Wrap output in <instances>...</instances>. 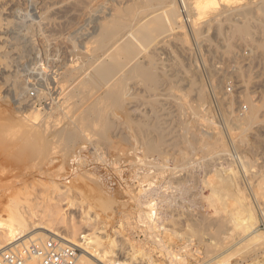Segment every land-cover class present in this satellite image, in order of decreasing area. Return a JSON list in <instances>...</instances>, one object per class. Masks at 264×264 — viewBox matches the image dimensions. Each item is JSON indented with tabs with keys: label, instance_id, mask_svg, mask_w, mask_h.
<instances>
[{
	"label": "rangeland",
	"instance_id": "rangeland-1",
	"mask_svg": "<svg viewBox=\"0 0 264 264\" xmlns=\"http://www.w3.org/2000/svg\"><path fill=\"white\" fill-rule=\"evenodd\" d=\"M122 1L125 2L129 0H122ZM195 1L197 2L198 0H188V2L190 3V6L191 4L193 6V4L196 3ZM220 1L219 0L217 1L219 5L217 4L218 6L216 5L215 6L216 8H214L212 12L208 13L207 15H203L199 17V15H196L194 13L192 14V11L190 12L191 18L193 19L195 17V20H197V22L199 23L198 25L202 28L201 37H196L193 34V32L190 30V26H189L190 21L188 20L190 18L188 17L186 12H183L182 15L184 18H186V21H187V22H184V25L185 26L187 25L184 30L188 33V37H189L188 42L184 44H179V43L177 44L175 42L172 43L173 41H171V43L167 45L166 49L161 50L159 54L160 60H159L158 67L160 68L161 71H165V73L168 74L169 76H168L167 84L162 86L161 93H164V94L162 95L160 93V99H161L160 106L161 107L158 106V110L159 108L161 109L160 114L162 115L161 117H163L162 118L163 122L166 121V125L170 126L169 128L172 127V129L168 131L169 132H171L172 130L174 131V132L173 131L171 132L173 133L172 137L170 136L171 133L169 134V137L171 139H174L173 137L177 138L176 136L185 135V137L187 136L189 138L192 136V135L190 136V134H193L194 130L197 132L200 131L201 134L204 135V138L200 137L198 142L193 143L194 149L190 150L189 145L186 148H184L187 145V142H186L187 140L185 141L182 139L181 141H185L184 142L185 145L180 144L181 142L177 141L178 143L177 142L174 143V145L172 146L173 148L171 147L169 150V153H168L169 159L167 157L168 159L167 165H169L168 166L169 169L172 168L174 165L175 169L174 168L173 169L178 170V171H174L176 172V175L179 173L178 175L180 176L183 174L182 176L185 175L184 177L188 176L190 178V179H187L188 177L185 178L187 182L186 187L190 182L192 183L194 182L193 185L191 184L192 186L189 185L190 187H187L189 190V193L191 194H189L188 191L186 194H187V197L189 195L193 196L192 198L195 199L193 201H195L194 203L195 205H197V207L195 206L197 215L195 214L196 212L194 209L192 210L190 209L191 207L190 205H192L191 208H194V203L193 202H192L193 204L189 203L190 201L189 202L182 201V203L181 202L177 203L179 204V206L176 205L178 209L175 207L174 210H177L178 212L177 211L176 212L174 211V212L178 214L180 211H183L184 209L186 210V208H188V205H189L190 207L186 211L184 210L185 213L180 212V214L181 213L185 214L184 216L187 217V215L191 213L189 218L190 217L192 218V216L195 215L196 217H198L197 218L198 222L202 223L203 220L208 221V219H209L208 222L213 221L215 219L221 222L223 219H225V217L226 219L227 218L230 219L232 217L231 215L236 214L237 209H243V207H246V206H247V210L248 208L250 209V207L253 208L254 211L255 209L256 210L258 209L257 211H255V217L257 219V220L255 219L256 220L255 223L257 222L256 223L257 226L255 225L254 227L258 229V233H260L262 236L260 237V239L256 238L258 239V242L255 239L253 240H255L257 244H259L258 249L260 250L257 249V252L259 255L258 254L255 255L254 254L255 252H253V250L256 251L255 247L257 246V245L254 246L256 244L254 243L255 242L254 241L251 246H248L247 244L249 249L247 248V246L246 247L244 246L246 248L244 250L242 247L238 248V249H242V251L240 250V252L241 253L243 252V254L239 256L238 258L233 259V263L236 264L237 262L242 261L246 264L248 263L249 264H253V263L263 264L264 263L263 261L264 251L262 250H264V247L261 248V246L262 245L264 246V219H263L264 218V214H263V210H264V144H263L264 143V124L263 123L264 122H262L264 120V58L263 57L260 58V57H261V52L264 51V41H263L264 39V36H263L264 34V30H263L264 29V12H263L264 9L259 10L256 8V6L260 4L262 0H245L246 2L244 5H247L248 8H253V11H252L253 13L246 16V17H249L250 21L252 22V35L250 37L244 36L245 40L239 39V38H231V41H230L229 39V42L233 44L231 47L232 51L230 53H225V50L227 48L226 44L223 41V39L220 38L215 33V30H214L215 29L214 24L216 22V18H215L216 14L221 13L220 15L217 14V19L221 20L224 23L226 29H229L232 24H234L237 21L243 20L245 17L244 15L240 13L241 5L238 6L237 4H233L234 7L224 10L222 8L223 4H221L222 1L221 2ZM47 4H48L47 5L48 10L45 9L46 10L45 12L50 11L51 8L54 7L52 3H47ZM111 4L112 3H110L108 0H103L101 5L98 7L97 11L99 12L103 11L106 9V7H110ZM28 5L29 4H27L26 2L24 3L22 1L19 11L16 12V14L11 13L8 15L9 21L11 22L10 26L16 27L18 25L16 28H19V29L16 32L17 33L19 32L22 36L20 35V40H19V43L17 44V42L16 43L14 42V39L12 41V37L15 34L10 33L9 35L11 39L10 40L11 42H9V46H8V50H9L8 62L10 66L9 70H11V72L8 71V73L10 74V77H9L10 80L8 79L9 81H6L7 83L3 82L6 85L4 84L5 87L4 88L2 87L3 90H1L2 88L0 87L1 88L0 91L3 93L7 91L6 93L9 95L7 97V99L10 101L9 103V101L7 100V103L9 105L8 106L9 110L7 111V117L5 120L8 121V122L6 121L7 122L6 126H7L8 133L11 136H12L11 132L15 133L13 134V136L17 135L18 134L17 132H20V130H18L17 127L15 126L18 119L15 118L16 119L15 120L14 117L19 115V114L17 115L14 114L15 111L19 113L18 111L22 110L23 108L22 110L23 112L22 111L21 112L24 114L26 113V115L27 114L29 115V112L35 109L36 111H42L39 113L43 114L44 117L42 118V120L41 118L38 119L39 124L37 125H38V128H40L43 133V137H44L43 141L45 144L43 143L42 147H44L45 145V150L41 158H37L36 160H33L34 162L32 160H28L26 163L23 161H18L15 158V154L2 153L3 145L1 144V139H0V145H2L0 146V166H2V169L0 167V170H1L0 179L3 180V181L0 180V191H1L0 196L5 195L4 197L5 200L0 205V219L4 220L12 216L11 211H8V210L6 211L3 208L4 205L9 201V197L11 196V199H10L11 202L9 201V203H12L13 207L17 208L15 211H19L20 213L28 217L36 216L37 218H40V215H41V217L44 219L45 215L46 214L48 215V211H47L49 209L47 208L48 206L49 207L52 206L56 209H60L59 217L61 213H63L66 216L67 220L66 221H62V220L54 221L55 224L54 222L52 224L54 225V228H56L55 232H58L59 230V232H62L63 234L64 233L70 234L71 232L68 226L70 225V220L80 221V219L83 216H87V217L89 216L92 218L100 219L101 222L99 226L108 227L107 231H108L109 238L110 239L112 238L113 240H115L116 244L122 245L124 250L128 252H133V251H136L137 249L139 250V248L141 249L139 245L140 241L141 240H142L141 242L144 241L143 243L147 242V237H148L147 232L148 231L144 232L143 230L145 228L137 225L136 220H137L138 211H137V208L133 204L132 197L135 196V194L138 193V191L140 190L139 189L140 183H139V179L136 177L137 176L136 173L139 172L143 174L145 172V169L143 168V166H140V167L135 166L136 164H135V161L132 160L134 158L131 157L133 156L131 153H126V154H129V156L131 154L130 157L128 155L122 157L125 153L123 154L121 150L116 151V149L109 147V145H107L108 143L105 144L104 142H101V143L98 142L95 138L96 136H94L93 138L95 141V143L93 142L94 144H89L87 139H80V140H77L75 145L71 143L69 146V144L65 143L66 140H64L63 138H60L61 136L58 135L60 133V132L58 133L60 129L61 131H63V130L69 129L70 128L69 126H71L72 128V126L74 125L72 123L75 120V117H77L78 114L83 112L86 106V104L84 103L85 101L82 100L83 102H81L80 98H77L73 95L72 80L71 79L68 80L69 77L66 75V72L70 68V64L72 63L71 60L74 54L73 43L78 44L77 46L78 50L83 51L85 50V46L88 43H90V40H91V36L83 35V33L81 34V33H78V31H75L76 25H77V29L78 28L81 29L82 26L85 29L88 27L94 26V24L97 23L96 22L97 19L95 16L96 15L98 16V13L96 15L92 14V16H86L89 20L85 19L86 17H84L82 19L83 21L81 20L82 22L80 20L74 19L78 22L77 23L76 21L73 20V18H70L71 15L63 14V12L61 13L60 10H58L59 8H57L58 12L57 10H55L56 8H52L51 12L50 13L48 12L49 15L47 13L48 17L52 16L51 18L49 17L47 19L49 21H47L46 19L42 20V23L43 22L45 23L44 25V23L41 24L40 22L41 21V18H40L41 11L39 10V8L37 9L35 6L32 7ZM49 5H51L52 7ZM28 9L30 10V12ZM254 9L256 13L254 12ZM30 15H32V17H30ZM93 17L95 18V20ZM21 20L22 22L25 23V24L22 23L23 26H21L20 24ZM209 20L212 22L211 23L212 29L208 28V23L210 22ZM205 22H207V24H205ZM39 23L42 28L40 27V25H38ZM72 23L74 24V26L72 25ZM83 23H87V25L86 24L83 25ZM85 25L87 27H85ZM67 26L69 28H67ZM72 27H75V28H72ZM29 28L31 29V31ZM63 29H65V31ZM41 32H44V33H41ZM46 33L48 36L45 35ZM24 34H27V35H24ZM24 36H26V38H22ZM206 36H207V39L206 38L204 39L203 37H206ZM55 37L58 38V39H55L56 41L54 40ZM59 37L61 40H59ZM168 38H170V36ZM47 39L48 41H46ZM51 39L53 40V43L51 42L52 41ZM260 40L263 41V47H259L258 45V41ZM54 41L56 43H54ZM21 44H23V46ZM160 44H163V43H160ZM16 45H19V46H16ZM55 45L56 46L58 45L59 47L58 50L56 49L57 47ZM54 50L56 51L54 52ZM47 51L48 52L51 51V52L48 53ZM38 53L39 55H36ZM53 55L56 57L55 59ZM61 57L62 59L63 58L65 59L64 61L66 63L63 60H62L63 62L60 61L61 64H59V62H56V59L61 60ZM65 57L67 58V60ZM26 61L27 63H25ZM11 66L13 67L11 68ZM41 68L43 70L47 69L46 70L47 72H44L43 70H42L43 72H41ZM15 70L18 72H16ZM54 70L57 73H55ZM13 78L15 79L19 78V79H22L21 81L28 83L29 88L27 89V92L24 93V96L25 98L27 97L29 101L31 100V102L33 100L36 101L34 104L35 106H33V108L27 109V108L22 107L20 108V110H18L19 109L18 103L16 102V100H13L14 94L12 90L15 86L13 84L15 83V79L13 80ZM4 85L2 84V86ZM31 92L32 93L35 92V94L37 95V96H34L33 99H31L30 97ZM146 94L148 95V93ZM147 95H145V97L150 98V96H147ZM200 95H204L205 98L201 99L202 97ZM225 95L226 96L228 95V99L226 103H223L222 100H224L223 97H225ZM68 96L70 98H67ZM247 97L248 99L250 98L251 100H253V102L259 103L258 105H260V110L258 112V115L260 117V121L254 123L247 130H244V128L242 129V127L237 123L238 121L235 118L238 112L239 113L243 112L242 110L240 112L241 106H244V108L247 106L249 107L250 104H249ZM10 98L12 101L10 100ZM68 99H70L69 100L70 102L68 101ZM145 99L146 98L143 99V103L145 102V104L141 103L139 106V111H138L140 113L139 117H141L142 110H144L143 114L150 110L149 112H147V114L146 113L145 114L148 115L150 119H152L151 118L152 116L150 117L151 112H153L152 107L150 106L151 104L147 100L145 101ZM78 101H79V106L77 105ZM75 105L76 107H78L77 108L78 110L73 109ZM108 109H109L108 112H110V115H113V113L118 112L115 108H108ZM53 110L54 112H52ZM170 110L173 112L171 113ZM170 113L171 115H169ZM172 114H174L175 116ZM151 115H153V119H154V112ZM30 119L33 120V118H30ZM113 120H117V119L113 118ZM2 121L3 120H0V123ZM44 121H47L49 123L51 122L50 124L48 123L49 126H47L51 130H47V127H46L47 124ZM180 122L183 125L180 124ZM183 122L188 124L189 127L187 125L185 126ZM117 123H116V126H117ZM11 124L15 127H13ZM84 129L85 128H81V130L83 131ZM187 130L190 131V134L188 135L184 133ZM49 131L51 132L49 133ZM181 131L183 133H180ZM86 133H89V132L86 131ZM117 133L114 136L115 140H117V136H118ZM176 133L177 135H175ZM179 133L180 135H178ZM10 135L9 137L11 138ZM205 137H211V138L215 137L217 139V141H215L216 140L215 138L213 139V141L216 142V147L214 150L208 151L209 149H207V147L205 148V146L201 145L202 143H204L202 141L203 140L205 141ZM58 141L59 142L61 141V142L59 143ZM63 143L68 145L70 148H68V146L66 147V145ZM175 144H178V146H176ZM197 145L199 146L197 147ZM11 147L12 146H10V149L14 153L18 152L16 148L12 149ZM196 147L198 148L197 150H196ZM6 148H7L6 150H10L8 147ZM187 148H189V150ZM202 148L203 149L205 148V149L203 150ZM64 149L65 151L63 152ZM185 150H188L187 152H190V154L193 153L194 154L193 156L190 155V157H193V158L188 159L189 156L186 157V154L189 155L188 153H186L185 155L183 154V156H185L183 157L182 153H185L184 152ZM3 154L5 155V157L3 156ZM184 158H186L185 159L186 163L185 162L182 163L184 161ZM178 159L179 160L183 159V160L181 162V160L179 161ZM187 159L189 160V162H187L188 161ZM241 159H242V163H241ZM190 163L191 165H189ZM23 164L25 165V167L23 166ZM184 164L185 165L188 164V165L185 166ZM29 165L31 166L30 169H29ZM15 166H18V168L21 166L22 171L20 170V168L18 170ZM191 166H193V168ZM182 167L187 170L188 174L186 170L184 171ZM7 168L10 172L7 171ZM15 168L17 171L14 170ZM3 169H5L4 170L5 173L7 171L6 174L4 173ZM188 169L191 170L190 173L194 172V174L190 175ZM193 169L195 170L192 171ZM16 174L18 176H15ZM20 175L22 176V178L20 177ZM194 175L197 177L195 178L196 180H194V177H195ZM191 177H193L192 180H191ZM26 178H27V181H26ZM91 178L92 179L96 178L103 183L104 187L106 188L103 192V195H105V197L103 198H105L104 200L107 202L112 201V203H110L109 206L107 207L103 206V203H102L103 199H101L98 195H95L94 192H91L90 189L86 188V185ZM195 181L197 182V184H199L198 186L196 184L198 195H196L195 189H194L195 191L193 190L194 193L192 190L191 192L189 189V188L195 187L194 186ZM230 181H233V182L231 183ZM58 184L61 187H63V189L72 185L73 191L68 194L62 193L61 192L62 190L61 189L59 190L58 188ZM10 185L14 186V190H11V193L5 192L6 187L7 188L10 187ZM74 187L77 188V190H75ZM1 188L2 190L4 189L5 190L2 191ZM217 188H219V191L221 190L220 191V193H222L221 195L217 191L218 190ZM128 190L130 191L135 190V191L133 193V191L130 192ZM215 192L216 194L218 193V195L214 194ZM213 195H214L215 201H214V198L212 197ZM215 195L217 196V198L215 197ZM199 197L202 199V201L200 200ZM208 199L211 200V203L213 201L215 203L213 202L212 205L209 206L210 204L208 202L210 200L207 201ZM121 201L123 202L121 203ZM124 201L129 202V204L126 205L128 208L125 206L126 207L125 210L123 208L124 207L123 203L125 204ZM185 202L186 203L188 202L187 203L188 205ZM245 203H248V205L250 204V207L247 204L245 206ZM180 204L183 205L181 208H180L181 206ZM199 204L203 206L201 207ZM252 204H254V206ZM185 205L187 206L185 207ZM215 207L221 210L220 212L218 209H216L220 213V214L217 213L221 216L219 218L222 220H219V218L217 217L216 215L217 211L214 212ZM235 208H237L236 211H234ZM193 210H194V214L192 213ZM198 210L199 212L201 211L200 213L202 214L201 215L202 217L205 216L204 219L200 216V213H198ZM243 212L245 211L243 210L240 212L237 211V214L239 213L240 218H241L239 222L240 224H243V222L245 221V224L246 223L248 224V221L245 218H247L250 215L247 214V212H245L246 214ZM175 213H174V216H176V220L171 217V219H173L172 221L169 216L168 217L166 216L165 218V220L169 218L172 222H170L169 219H167L169 220L168 223L164 221L165 222L164 227L166 228L167 227L169 228V226H166V225L169 224V222L171 223L169 224L171 225L170 230L164 231L165 232L164 238L167 239L166 241L168 244H172L174 248L178 249L183 246L182 240H178V238L182 235L181 231L183 232L187 231L188 233L190 229L189 230L187 229L188 226H186V229H185V227H183L182 225L184 223L180 224L181 227L179 226L177 222H184L186 218L182 214H181V217H182L181 218L178 216L180 214L176 215ZM206 213L208 214V216L206 215ZM211 214H214L212 215L215 217L214 219L212 218V216L210 219L209 215ZM222 215H224V217ZM47 217L44 220L49 222ZM177 217L183 219V221L178 220ZM196 217L193 216V218H196ZM206 217L208 219L205 220ZM43 219L41 220L44 221ZM229 219H227L226 222ZM174 220L177 222H175ZM79 221H78V224H79ZM218 221L214 222V224L216 223L215 230L217 231H218L217 227L220 223L219 222L217 225ZM172 223L175 224L173 225L175 226L174 230L171 229ZM227 225L230 226L231 223L229 222ZM93 226L95 227L94 224H90V225L83 224L80 227H82L81 231L86 230L85 233H92L95 230V228L93 230L92 228ZM191 229H195V227L194 228L192 227ZM196 229L192 230L191 233L193 234L195 232L198 233ZM40 230L41 229H39L38 231ZM175 230L176 232L178 231L179 233H181L179 237H176L175 234H174L175 237L173 236V233H176L174 232ZM191 233L189 232L188 235ZM31 235L17 241L14 245L22 244V242L27 239H28V245L31 244L32 241L29 240ZM50 237H56V236L49 235L44 240H47ZM195 237L196 236L194 235V238ZM223 237L224 236H222V238ZM174 238L176 241H174ZM220 239H221V236H220ZM76 240L79 242L80 241L79 237H76ZM216 240L217 239L214 240L215 244H216ZM222 240L223 239H221V241ZM219 241L217 242V244L219 243ZM249 242H252V241L250 240ZM143 243H140V244L143 245ZM243 245H245V243H243ZM218 246H220V243ZM253 246L254 248H252ZM77 248H78L77 255L83 254L82 249L80 247H77ZM247 249L249 251L252 249V251H250V253L249 252L246 253ZM157 250L152 251V254H153L152 256H153L155 264H169V261L168 259L165 258L164 253H161L159 252V250L158 251ZM202 251L204 253L206 252L204 246L203 247L201 246V252ZM145 252L147 251L145 250ZM204 253H201L204 255V257L203 255L198 254V256L194 257L195 260L194 258H190L189 262L191 264H198V262L199 264L200 263L203 264L205 263L204 261L207 262V260H209L210 255L208 254L206 255ZM136 254H139V253H136ZM145 257H148V255L145 254L144 258ZM205 258H207V260H205ZM257 259L259 260L257 261ZM260 259L262 263L260 262ZM202 260L204 261L202 262ZM218 263L220 262L218 261Z\"/></svg>",
	"mask_w": 264,
	"mask_h": 264
},
{
	"label": "bare ground",
	"instance_id": "bare-ground-1",
	"mask_svg": "<svg viewBox=\"0 0 264 264\" xmlns=\"http://www.w3.org/2000/svg\"><path fill=\"white\" fill-rule=\"evenodd\" d=\"M22 1L24 3L26 2L27 4H29L28 6H32V7L35 6L37 9L39 8V10L41 11V15H40L41 21L38 19L39 17L37 19L41 22V24L44 23V22L42 23V20H45V19L47 20L49 17L50 18L52 17V16L48 17L52 8H56L55 10H57V8H59L58 10H60L61 13L63 12V14H67V15L69 14V15H71L70 18H73V20L77 19L80 21L86 16H92V14L96 15L98 13V16L94 15L97 19L96 20L97 23L94 24V26L88 27L86 29L83 28V26L81 25L82 28L81 29L78 28L79 29L78 30L77 25H76L78 22L76 20H74L77 22V23L75 22L76 28L75 27H72V28H75L76 29L75 31H78V33H81V34L83 33V35L91 36V40H90V43H88L85 46V50H83V51L78 50V47H77L78 44L73 43L74 54H73V58L71 60L72 63L70 64V68L69 69L67 68L68 70L66 72V75L69 77L68 80H70V79L72 80L73 95L77 98H80L81 102L85 101L84 103L86 104V106L84 108V111L81 112L82 114L81 113L78 114L77 117H75V120L73 121V123L71 122L72 124H74L72 126V128H71V126H69L70 128L67 130L62 129L63 131H61V129H60V131H58V133L60 132L58 135L61 136V137L59 136L60 138H63L64 140H66L65 143L69 144V146L71 143L73 145H75L77 140H80V139H87L89 144H94L95 141L93 138H94V136H96L95 138L98 142H100V143L104 142L105 144L108 143L107 145H109V147L116 149V151L121 150L123 154L125 153L124 155L122 154L123 155L122 157H124L126 155L129 156V154H126V153H131L133 156H131V154H130V156L133 157L134 159H132V158H130V159L135 161V164H136L135 166H137V167L143 166V168L145 169V172L143 174L139 173V172L136 173L137 174L136 177L139 179V183H140L139 184L140 190L132 198H133V204L137 208V211H138L137 220H136L137 225L145 228L144 230L141 229L144 232L148 231L147 232L148 237H147L146 243H143L144 241L141 242L142 240L140 241V243H143V245L139 243L141 249L139 248V250L137 249L136 251L128 252V251L124 250L122 245L116 244L115 240H113L112 238H111L112 239L111 240L109 238L108 231H107L108 227H105V226L100 227L99 226V224L101 222L100 219L92 218L89 216L88 217L83 216L80 219V221L78 220L79 224H78V221H71L70 220V225H68V226L70 228V232L72 233V235L70 232H69L70 234H68V233L63 234L62 232H59V230H58V232H55L56 228H54V225L52 223L56 220H58V221L59 220H62V221L67 220L66 216L63 213H61V215H60L61 218L59 217L60 209H56L52 206H50V207L48 206L47 207V208H49L47 210L48 215L46 214L48 217L45 215V218L47 217L49 222L45 221L44 220L45 218L43 219L40 215V218L44 220V221H42L40 218H37L36 216L28 217V216L20 213L19 211H15L17 208L13 207L12 203H9V201L11 199V196H10L9 201L7 200L8 202L4 205L3 208L6 211L7 210L11 211L12 216H10L8 219H4V220L0 219V260H1V253L6 249L16 250L19 246L24 247V248H28L30 245V244L28 245V239L24 240L22 242V244H18V245H14V244L17 241H19V240H21V239L32 234L31 237L29 238V240L32 241L31 244H33L35 242L45 243L46 241H48V239L44 240L47 236L55 235L56 237L61 238L65 243H69V244L75 245L77 247H80L83 251V254H80V255L76 254L72 264H155L153 256H152L153 255L152 251L157 250V249L159 250V252L164 253L165 258L168 259V261H169V264H191L189 262L190 258H194L195 256H198V254L204 253L203 249H202L203 251L201 252V246L202 247L204 246V248L206 250V252L204 254L210 255L209 260H207L208 257L205 258V260H207V262L202 260V262L203 261L205 262L203 264H235V263H233V259L238 258L239 256H241L243 254V252L242 253L240 252V250L242 251V249H238V248L242 247L244 250V249H246L245 247L247 246V244H248V246H251L255 240L258 242V239H256V238L260 239V237L262 236L260 233H258V229L254 227L255 225L257 226V224H256L257 222L255 223V221L257 220L255 217V211H257L258 209L257 210L255 209V211H254L253 208L250 207V204L248 205V203H245V206L247 204L250 207V209L248 208V210H247V206L243 207V209L235 208L234 211H236V209L238 212L243 210V211L247 212V214L250 215V216H248L249 219H248V217L245 218V219H247L248 224L247 223L245 224L244 220H243L244 222L241 221V222H243V224H240L239 220H241V218H240V214L239 213L237 214V211H236V214L231 215L232 216L230 218L231 220L229 218H227L230 221L228 220L226 222V220H227L226 217L223 220L220 219L219 217H221V216L219 215L220 214L218 212L219 208H217V207H215L214 212L217 211L216 215L219 218V220H222L221 222L216 220V219L208 222L209 219L206 217L205 220L208 219V221L203 220L202 223L201 222L199 223L198 219H197L198 217H196L195 215H193V216L196 218H193V216H192V218L191 217L189 218L191 213L190 214L188 213L189 215L186 214L188 218L186 216H184L185 214L181 213L186 218L184 220V222L175 221L176 216H174V213L177 210H174V208L175 207L177 208L176 205L179 206V204H177V203H179V202L182 203V201H188V202L190 201L189 203L195 202V201H193V200H195L192 198L193 196L189 195L191 193H189V190L187 188V187H190L189 185H191V184L193 185L194 182L193 183L188 182L189 184L186 187L187 182H186L185 178H187L188 176L184 177L185 175L182 176L183 175L182 173H181L182 174L181 176L178 175L179 173L176 175V172H174V171H178V170H174L175 169L174 165L172 168L169 169V167H168L169 165H167V161L169 159V157H168L169 150L174 145V143H176L177 141L181 142L180 144L185 145L184 142L186 140H187L186 141L187 145L184 148H186L189 145L190 150L194 149L193 143L198 142L200 137L204 138V135H202L200 131L197 132L195 130H194L193 134H190V131L187 130L184 133H186L187 135L190 134V136L191 135L192 136L189 138L187 136L185 137V135L182 136V135H180V133H183L182 132L183 126H182L181 127L182 131L178 134L180 136H176L177 138L173 137L174 139H171L169 137V134L173 130L171 132H169L168 130L172 129V127L169 128L170 126L166 125V121L163 122V119H162L163 117H161L162 115L160 114L161 109L159 108V110H158V106L161 105L160 93L162 91V86L167 84L168 76H169L168 74L165 73V71H161L160 68L158 67L159 60H160L159 59L160 51L165 50L167 45L169 43H171V41H173L172 43L175 42L177 44L178 43L184 44V43L188 42V38H189L188 33L184 30L185 27L187 26V25L186 26L184 25V22H187V21H186V18H184L182 15L183 12H186L188 17L190 18V19H188L190 21V23H189L190 24L189 25L190 30L193 32V34L196 37H201L202 36V28L198 25L199 23L197 22V20H195L194 16H193L194 17L193 19L191 18L190 12L192 11V14L194 13L196 15H199V17L203 16V15H207L208 13L212 12V10L214 8H216L215 6L218 4L217 3L218 0L217 1H215V0H198L197 2L195 1L196 3L193 4V6H192V4L190 6V3L188 2V0H129V1H125V2L122 0H108L110 3H112L111 6L106 7L105 10L100 11V12L97 11V9L101 5L103 0H0V84H1L0 87L1 88L2 87L4 88L6 85L5 83H7L6 81L10 80L9 79L10 74L8 73V71L11 72V70H9L10 66H9V62H8V55H9L8 46H9V42H11L10 41L11 39H10L9 35H10V33L15 34L12 37V41L14 39V42L15 43L17 42V44L19 43L20 35H21L19 32L18 33L16 32L19 29V28H16L18 25L16 27L10 26L11 22L9 21L8 15L11 13L16 14V12H18L20 9V5H21ZM221 1H222L221 4H223L222 8L224 10L229 9L231 7H234L233 4H237L238 6L241 5L240 13L242 15H244V17H245L243 20L237 21L234 24H232L229 29H226L224 23L221 20L217 19L218 13L216 14V17H215L216 22L214 24L215 25L214 26L215 33L220 38H222L223 41L225 42L226 47H227L225 50V53H230L232 51L231 47L233 44L231 42H229V39H230V41H231V38L244 39V36L250 37L252 35V22L250 21V18L246 17V16L253 13L252 12L253 8H248L247 5H244L246 2L245 0H221ZM47 3H52L54 6V7H52L51 5H49L52 7L51 10L48 11L49 13L45 12L46 11L45 9L48 8ZM21 8H22V6H21ZM256 8L259 10H263L264 9V0H262V2H260V4H258L256 6ZM9 9H11V10H9ZM30 9H32V8H30ZM58 10H57V12H58ZM26 12H27V10H26ZM29 12H30V10H29ZM254 12L256 13L255 9H254ZM47 13H48V15H47ZM258 13H260V12H258ZM220 14L221 13H219L218 15H220ZM30 17H32V15H30ZM15 18H16V16H15ZM15 18H14V20H15ZM85 19H88V18L86 17ZM184 19H185V21H184ZM196 19H197V17H196ZM94 20H95V18H94ZM47 21H49V20H47ZM203 21H204V19H203ZM87 22H89V21H87ZM15 23H16V21H15ZM22 23L25 24L21 20V23H20L21 26H23ZM73 23H72V25L74 26ZM211 23H212L211 21L208 23V28L212 29ZM84 24L87 25V23H83V25ZM205 24H207V22H205ZM38 25H40V23ZM44 25H45V23H44ZM86 25H85V27H87ZM14 26H15V24H14ZM19 27H20V25H19ZM33 27H34V25H33ZM40 27H41V25H40ZM261 27H262V25H261ZM67 28H69V27L67 26ZM63 30L65 31V29H63ZM72 30H74V29H72ZM30 31H31V29H30ZM51 31H52V29H51ZM84 31H86V32H84ZM20 32H22V31H20ZM41 33H44V32H41ZM27 34H29V33H27ZM27 34H24V35H27ZM45 35L48 36L47 33ZM169 36H170V38H168ZM263 36H264V34H263ZM22 38H26V36H24ZM203 38L207 39V36L203 37ZM55 39H58V38L55 37L54 40ZM59 40H61L60 37H59ZM46 41H48V39ZM55 41H54V43H56ZM263 41H264V39H263ZM263 41L262 40L258 41L259 47H263ZM51 42L53 43V40ZM160 43H163V44H160ZM21 45L23 46V44H21ZM24 45H26V44H24ZM16 46H19V45H16ZM56 47H57L56 49L58 50V48H59L58 45ZM55 51L56 50H54V52ZM50 52H48V53H50ZM20 54H21V52H20ZM24 55H25V53H24ZM36 55H39V53ZM20 56H22V55H20ZM50 56H52V55H50ZM262 57L264 58V51L261 52L260 58H262ZM55 58L56 57L54 56V59ZM62 60L64 61L65 59L64 58L62 59V57H61V60L56 59V62H59V64H61L60 61H62ZM66 60H67V58H66ZM25 63H27V61ZM65 63H63V64H65ZM12 67L13 66H11V68ZM42 70L43 69L41 68V72H43V71L47 72L46 71L47 69H44L43 71ZM16 72H18V71H16ZM55 73H57V72L55 71ZM11 76H13V75H11ZM38 76H40V75H38ZM19 78H16V79L13 78V80L15 79V83H13L15 86H14L13 90L11 89L13 91V94H14L13 100H16V102L18 103V108H19L18 110H20V108H22V107L27 108V109L33 108V106H35L34 104L36 101L33 100L31 102V100L29 101L27 99V97L25 98V96H24V93L27 92L29 85H28V83L21 81L22 79H19ZM46 80H47V78H46ZM3 82H5V83H3ZM46 83H47V81H46ZM2 84L3 85L5 84V85L2 86ZM3 88L1 90H3ZM9 88H11V87H9ZM63 89H64V87H63ZM6 92L3 93L0 91V120H3L0 123V137H1L0 139H1V144L3 145V149H2L3 152L2 153H4V154H15V158L18 161H23L26 163L28 160L33 161V160H36L37 158H41L43 155V152L45 150V145H44V147H42L43 143H44V141H43L44 137H43V133H42L41 129L38 128L37 124H39L38 119L41 118V120H42V118L44 117L43 114L39 113L42 111H36V109H35V110L29 112V115L28 114L26 115V113L25 114L22 113L23 108H22V110L18 111L19 113H17L15 111L14 114H16V115L19 114L18 116L14 117V119L15 118L18 119L15 126L17 127L18 130H20V132H17L18 134L16 133L17 135H14V136H13V134H15V133L11 132L12 133V136H11L8 133L7 126H6V123L8 121L5 120L7 117V111L9 110L8 109L9 105L7 103V100H8L7 97L9 95ZM144 92L148 93V95ZM161 94L163 95L164 93H161ZM145 95L150 96V98L145 97ZM34 96H37L35 94V92L34 93L31 92L30 93L31 99H33ZM69 96L67 98H70ZM200 96L202 97L201 99L205 98L204 95H200ZM71 98H72V96H71ZM144 98H146L145 101L147 100L151 104L150 106L152 107V110L154 112V119H153V115H151V114H153V112H151V114L149 113L150 117L152 116L151 117L152 119H150L149 116L146 115L147 112H149L150 110L145 112L146 114L145 113L143 114L144 110H142L141 111V113H142L141 117H139L140 116L139 115L140 113L138 112L139 106L141 103H143ZM223 99L224 100H222V102L226 103V101L228 99V95L227 96L225 95V97H223ZM247 99H248V97H247ZM10 100H11V98H10ZM69 100L70 99H68V101ZM72 100H73V98H72ZM74 100H75V98H74ZM248 101L250 104L249 107L247 106L246 108H244V106H241L240 112H241V110L243 112L242 113L238 112L236 114V118H235L238 121L237 123L242 127V129L244 128V130H247L254 123L260 121V117L258 115V112L260 110V105H258L259 103L253 102V100H251L250 98L248 99ZM9 103H10V101H9ZM75 104H77V103H75ZM143 104H145V102ZM77 105L79 106V101H78ZM72 106H73V104H72ZM77 108L78 107H76V105H75V107L73 109H77ZM108 108H115L118 112L113 113V115H110V112H108V110H109ZM163 109H165V108H163ZM171 110H170V112L172 113L173 111H171ZM52 112H54V110ZM171 113L169 115H171ZM172 115H174V114H172ZM30 118H33V120H31ZM113 118H116L117 120H113ZM4 120H5V122H4ZM41 120H40V122H41ZM47 121H44L47 124L46 127L49 126L48 125L49 122H47ZM181 122H182V120H181ZM181 122H180V124H182ZM262 122H264V120ZM116 123H117V126H119V127L116 126ZM184 125L185 126L187 125L189 127V125L186 123H184ZM15 126H13V127H15ZM81 128H85V129L87 128V129L86 130L84 129V131H83V130H81ZM55 129H56V127H55ZM47 130H51V129H49L47 127ZM86 131L89 133H86ZM117 131H118V133H117ZM9 132H10V130H9ZM50 132L51 131H49V133ZM116 133L118 134L117 140H115V137H114L116 135ZM9 135L11 136V138L9 137ZM56 135H57V133H56ZM58 135H57V137H58ZM172 135H173V133H171L170 136L172 137ZM175 135H177V133ZM46 138H47V136H46ZM214 138L215 137H212V138L211 137H205V141L203 140L202 142H204V143H202L201 145L205 146V148L207 147V149H209L208 151L214 150L216 147L215 141H217L216 138H215L216 140L213 141ZM182 139L185 141H181ZM50 143H51V141H50ZM65 143H63V144H65ZM46 144H47V142H46ZM2 145H0V146H2ZM175 145L178 146V144H175ZM10 146H12L11 147L12 149L16 148L18 150V152L14 153L10 149ZM67 146L68 145H66V147ZM69 146H68V148H70ZM198 146L199 145H197V147ZM6 147H8L10 150H6L7 149ZM197 147H196V150L198 149ZM187 149L189 150V148H187ZM188 150H185L184 151L185 153H182V156H183V154L185 155L186 153H188L189 155L186 154V157L189 156L188 159L193 158V157H190V155L193 156L194 154L193 153L190 154V152H187ZM203 150H202V152H203ZM64 151H65V149L63 150V152ZM4 154H3V156L5 157ZM167 157H168V159H167ZM183 157H185V156H183ZM185 159L186 158H184L183 162H182L183 159L182 160L180 159V160L182 163H184L186 161ZM193 160H195V159H193ZM187 162H189V160ZM241 163H242V159H241ZM186 165H188V164H186ZM189 165H191V163ZM23 166L25 167L24 164H23ZM193 166H191V167L193 168ZM0 167L2 169V166H0ZM15 167L18 170H19V168L21 170V166L19 168H18V166H15ZM30 167L31 166L29 165V169H30ZM12 168H14V167H12ZM16 168L14 170H16ZM27 168H28V166H27ZM185 168H187V167H185ZM5 169H3V171ZM183 169H181V170H183ZM185 170L186 169H184V171ZM194 170L195 169H193L192 171H194ZM7 171L10 172L8 170V168H7ZM7 171H6V173H7ZM16 171H15V173H16ZM190 171L191 170H189L190 175L194 174V172L190 173ZM186 172H187V170H186ZM4 173H5V171H4ZM25 174H27V173H25ZM187 174H188V172H187ZM15 176H18V175L16 174ZM20 177L22 178L21 175H20ZM234 177H235V175H234ZM21 178H19V179H21ZM27 178H26V181H27ZM83 178H84V176H83ZM192 178L193 177H191V180H192ZM195 178H197V177L195 176L194 180H196ZM187 179H190V178L188 177ZM0 180H2V179H0ZM22 181H24V180H22ZM197 182H198V180H197ZM197 182L195 181V185H194L195 187L194 188H189L190 191L191 190L193 191L195 189L196 195H198L196 188L199 185V184H197ZM230 182L232 183L233 181H230ZM196 184H197V186H196ZM22 185H24V184H22ZM214 186H215V184H214ZM217 187H219V186H217ZM58 188H59V190L60 189L62 190L61 191L62 193L68 194V193H71L73 191L72 185L63 189V187H61L58 184ZM86 188L90 189L91 192H94L95 195H98L101 199H103V201H102L103 206L107 207L110 205V203H112V201L107 202L104 200L105 198H103V197H105V195H103V192L106 188L104 187L103 183L100 180H98L96 178L95 179L91 178L88 181ZM74 189L77 190V188H75V187H74ZM205 189H206V187H205ZM217 189H218L217 191L221 195L222 194V193H220L221 190L219 191V188H217ZM1 190H2V188H1ZM4 190H2V191H4ZM11 190H14L13 185H10V187H8V188L6 187L5 192L11 193ZM128 191H130V190H128ZM132 191L134 193L135 190H132ZM132 191H130V192H132ZM187 191L189 193L188 197L186 194ZM194 191H193V193H194ZM216 192L214 194H216ZM2 194H3V192H2ZM216 195H218V193ZM216 195H215V197L217 198ZM4 197H5V195L0 196V205L5 200ZM212 197L214 198V195ZM212 197H210V198H212ZM250 199H251V197H250ZM200 200L202 201L201 198H200ZM209 200L210 199H208L207 201H209ZM214 201H215V198H214ZM122 202L123 201H121V203ZM126 202H125V204L123 203L124 210L127 207L126 205L129 204L128 201H126ZM208 203L210 204V205L208 204L209 206L212 205L211 200ZM249 203H250V201H249ZM133 204H131V205H133ZM201 204H199V205L202 207L203 205H201ZM206 204H207V202H206ZM183 205H184V203H183ZM183 205H181L180 208ZM187 205H185V207ZM226 205H227V203H226ZM252 205L254 206V204H252ZM190 206L192 207V205H190ZM190 206L188 205V208ZM195 206L197 207V205H195V203H194V208L190 207V209L195 210V208H196ZM213 206H215V205H213ZM131 207H133V206H131ZM261 207H262V205H261ZM180 208H179V210H180ZM188 208H186V210ZM216 209H218V210H216ZM184 210L180 211V212L185 213ZM191 210H190V212H191ZM194 210L192 211L193 214H194ZM219 211L221 212V210H219ZM180 212L178 214H180ZM188 212H189V210H188ZM195 212H196L195 214L197 215L196 210H195ZM200 212L198 210V213H200ZM245 212H243V213H245ZM207 213H206V215L208 216L209 213L208 214ZM217 213H219V214H217ZM175 214L178 215L177 213H175ZM181 214L178 216L181 217ZM263 214H264V210H263ZM201 215L202 214L200 213V216ZM212 215H214V214L209 215L210 219H211ZM163 216H164V218H163ZM166 216L167 217L169 216L170 219H171V217L174 218L175 219L174 221L177 222L179 224V226H180V224L184 223V224H182L183 227H185V229H186V226H188L187 229L188 230L190 229V231H189L190 233L192 232V230H195L197 227L196 230L198 231V233H196L194 231L195 232L194 234L191 233L192 235L191 234L188 235L189 232L187 233V231H185V229H184L185 232L181 231L182 235H183V233H184V235L183 236L181 235L179 237V235L181 233H179L178 231L176 232V230H175L174 232H176V233H173V236L175 234L176 237H179L178 240H182L183 246L181 248H178V249L174 248L172 246V244H168L166 241L167 239L164 238L165 237L164 231L170 230L171 225H169V224H171L170 222L173 221V219H171L172 220L171 221L169 218H167L170 220L169 224L166 225V226H169V228L164 227L165 226L164 221H166V223H168V221H169L167 219L165 220ZM222 216L224 217V215H222ZM243 216H244V214H243ZM179 217H177V219L183 221V219H181L182 217L181 218H179ZM201 217H200V219H201ZM204 217L205 216H203L202 218L204 219ZM212 218L214 219L215 217L212 216ZM215 221H218L217 225L220 222L218 227H217L218 231L215 230V228H216L215 227L216 223L214 224ZM231 221H233V222H231ZM229 222L231 223L230 226L227 225ZM177 223H176V225H177ZM54 224H55V222H54ZM83 224L84 225L85 224H89V225L94 224L95 227L93 226L92 228H93V230L95 228V230L92 233H85L86 230L81 231L82 227H80ZM173 225H175V224L172 223L171 229L174 230L175 226H173ZM196 225H198V226H196ZM190 227L191 228L195 227V229H191ZM39 229H41V230L38 231ZM117 232H119V231H117ZM194 235L196 236L195 238H194ZM220 236H221V239H223L222 241L220 239ZM222 236H224V237L222 238ZM76 237H79V240H80L79 242L76 240ZM217 237L220 239V241ZM50 238H52V237H50ZM215 239H217L219 241L220 246H218L219 243L217 244V242H218L217 240H216V244H215V242H214ZM253 239H255V240H253ZM42 240H44V241H42ZM250 240L252 242H249ZM145 241H146V239H145ZM174 241H176L175 238H174ZM256 241L254 242V243H256L254 246L257 245L256 246L257 248L255 247L256 251L253 250V252H255L254 253L255 255L258 254L257 249L259 248L258 247L259 244H257ZM243 243H245V245H243ZM249 243H250V245H249ZM259 243H260V241H259ZM12 245H14V246H12ZM239 245H241V246H239ZM248 246H247V248H248ZM254 246L252 248H254ZM262 247H264V246L262 245L261 248ZM144 249L147 252H145ZM248 249L246 250L247 252L245 251L246 253H248V252L250 253V251H252V249L250 251ZM258 250H260V249H258ZM262 251H264V250H262ZM136 253H139V254H136ZM260 253H262V252H260ZM145 254L148 255V257L144 258ZM201 255H203V254H201ZM203 257H204V255H203ZM218 258H219V260H218ZM202 259H204V258H202ZM194 260H195V258H194ZM258 260L259 259H257V261ZM218 261L220 263H218ZM260 262L262 263L261 259H260ZM28 264H40V260L37 259L35 256H32L29 259ZM198 264H199V262H198ZM236 264H246V263L241 261V262H237Z\"/></svg>",
	"mask_w": 264,
	"mask_h": 264
},
{
	"label": "built area",
	"instance_id": "built-area-1",
	"mask_svg": "<svg viewBox=\"0 0 264 264\" xmlns=\"http://www.w3.org/2000/svg\"><path fill=\"white\" fill-rule=\"evenodd\" d=\"M77 250V246L65 243L61 238L52 237L45 243L30 244L28 248L19 246L16 250H4L0 264H28L32 256L39 259L40 264H72Z\"/></svg>",
	"mask_w": 264,
	"mask_h": 264
}]
</instances>
